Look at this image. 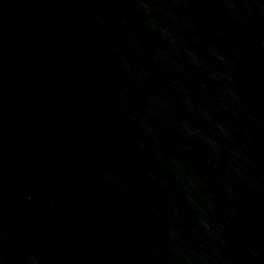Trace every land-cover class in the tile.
I'll use <instances>...</instances> for the list:
<instances>
[{"label":"water","instance_id":"water-1","mask_svg":"<svg viewBox=\"0 0 264 264\" xmlns=\"http://www.w3.org/2000/svg\"><path fill=\"white\" fill-rule=\"evenodd\" d=\"M0 264H264V0H0Z\"/></svg>","mask_w":264,"mask_h":264}]
</instances>
